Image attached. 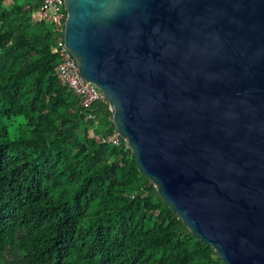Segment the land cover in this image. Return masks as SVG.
<instances>
[{
	"label": "water",
	"instance_id": "obj_1",
	"mask_svg": "<svg viewBox=\"0 0 264 264\" xmlns=\"http://www.w3.org/2000/svg\"><path fill=\"white\" fill-rule=\"evenodd\" d=\"M63 7L138 172L220 264H264V0Z\"/></svg>",
	"mask_w": 264,
	"mask_h": 264
},
{
	"label": "trees",
	"instance_id": "obj_2",
	"mask_svg": "<svg viewBox=\"0 0 264 264\" xmlns=\"http://www.w3.org/2000/svg\"><path fill=\"white\" fill-rule=\"evenodd\" d=\"M39 5L0 0V264H220L125 141L98 142L114 131L111 113L82 109L59 85Z\"/></svg>",
	"mask_w": 264,
	"mask_h": 264
},
{
	"label": "built area",
	"instance_id": "obj_3",
	"mask_svg": "<svg viewBox=\"0 0 264 264\" xmlns=\"http://www.w3.org/2000/svg\"><path fill=\"white\" fill-rule=\"evenodd\" d=\"M40 3L35 14L36 20L44 21L51 28V33L55 36V54L57 61L54 67V76L59 85L64 87L77 100V104L82 109H88L94 103L107 101L99 88L81 78L75 61L71 58L63 44L65 11L63 0H35ZM86 118L91 119L90 115ZM112 119V117H111ZM96 124V121H93ZM101 145H110L114 148L121 147L122 138L117 131L109 135L97 138Z\"/></svg>",
	"mask_w": 264,
	"mask_h": 264
},
{
	"label": "rangeland",
	"instance_id": "obj_4",
	"mask_svg": "<svg viewBox=\"0 0 264 264\" xmlns=\"http://www.w3.org/2000/svg\"><path fill=\"white\" fill-rule=\"evenodd\" d=\"M11 260H14L13 258H11Z\"/></svg>",
	"mask_w": 264,
	"mask_h": 264
}]
</instances>
